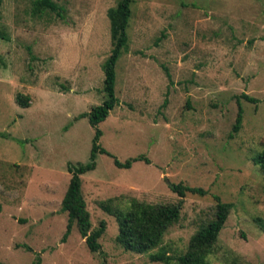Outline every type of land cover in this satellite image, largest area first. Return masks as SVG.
<instances>
[{
    "label": "rangeland",
    "instance_id": "1",
    "mask_svg": "<svg viewBox=\"0 0 264 264\" xmlns=\"http://www.w3.org/2000/svg\"><path fill=\"white\" fill-rule=\"evenodd\" d=\"M53 1L60 16L32 14L33 0H0V264H160L122 250L116 218L98 202L175 204L179 183L207 194L182 199L162 241L170 255L185 252L218 197L232 209L210 264H264V175L253 163L264 142V0H132L118 104L98 126L99 144L122 163L148 162L119 169L97 154L81 176L91 228L106 224L99 253L75 227L62 242L60 208L67 164L89 160L94 130L77 117L104 100L106 13L117 0Z\"/></svg>",
    "mask_w": 264,
    "mask_h": 264
},
{
    "label": "trees",
    "instance_id": "2",
    "mask_svg": "<svg viewBox=\"0 0 264 264\" xmlns=\"http://www.w3.org/2000/svg\"><path fill=\"white\" fill-rule=\"evenodd\" d=\"M131 3L132 0H117L115 7L107 10L111 52L102 67L104 100L100 105L93 106L89 112L77 117V119L87 118L90 127L94 130V135L88 162L77 165L67 164L70 180L61 201L60 210L67 214L66 232L62 242L66 241L72 228L75 227L91 253L100 252L99 239L106 230V224L104 221H100L97 228H91L90 214L82 193L81 176L95 169L97 154L111 157L114 165L119 169H129L132 163L136 161L148 162L147 159L139 156L122 163L99 144L102 132L98 126L106 120L109 113L118 104L115 95V65L121 54L127 51V29L131 17ZM44 12L60 16L62 8L53 0H33L32 14L41 15ZM0 38L4 39L3 34H0ZM166 76L169 78L168 72H166ZM242 97L248 102L256 103V100L245 94ZM16 102L21 108L29 107L27 96L18 95ZM241 120L242 110L238 107L232 133L239 131ZM232 136V134L229 135L230 138ZM253 163L261 169L264 175V142L261 151L253 159ZM171 191L177 194L179 198L175 204H149L130 198L124 207H120L117 204V199L112 198L98 202V207L116 218L118 233L115 243L125 252H132L137 255L147 254L150 262L160 264H210L209 257L214 252L218 236L227 221L232 205L223 203L218 197H214L216 205L212 219L201 225L193 233L184 253L170 255L162 247V241L168 229L179 221L182 199L187 193L199 196L207 194L202 188L189 187L181 183L172 185ZM31 264H41L40 257H36Z\"/></svg>",
    "mask_w": 264,
    "mask_h": 264
}]
</instances>
